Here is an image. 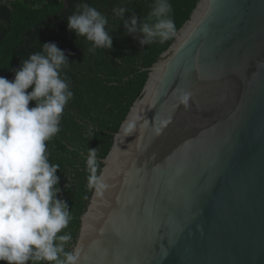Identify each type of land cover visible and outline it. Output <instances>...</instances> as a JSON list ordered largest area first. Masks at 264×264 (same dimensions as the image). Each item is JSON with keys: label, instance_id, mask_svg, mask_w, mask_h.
I'll list each match as a JSON object with an SVG mask.
<instances>
[{"label": "water", "instance_id": "obj_1", "mask_svg": "<svg viewBox=\"0 0 264 264\" xmlns=\"http://www.w3.org/2000/svg\"><path fill=\"white\" fill-rule=\"evenodd\" d=\"M143 71L80 264H264V0H199Z\"/></svg>", "mask_w": 264, "mask_h": 264}, {"label": "trees", "instance_id": "obj_2", "mask_svg": "<svg viewBox=\"0 0 264 264\" xmlns=\"http://www.w3.org/2000/svg\"><path fill=\"white\" fill-rule=\"evenodd\" d=\"M199 0H168L170 17L177 31L189 19ZM155 0H0V77L12 81L22 62L40 52L45 43H54L68 59L62 69L70 82L73 98L61 118V131L47 141L51 163L58 164L57 198L64 200L71 220L65 232L72 240V250L80 228V218L89 202L94 184L88 177L100 174L113 135L118 131L133 103L140 97L148 77L143 70L151 67L172 44L155 40L142 45L137 31L127 33L125 22L133 16L138 26L148 19ZM88 3L108 20L106 30L112 39L111 49L96 48L85 37H77L67 27V18L76 5ZM125 8L123 18L113 13ZM148 22H152L149 20ZM32 88L27 89L30 92ZM35 101L29 102V108ZM88 149H96L94 173L86 168ZM63 234V233H59ZM58 234V235H59ZM0 264H7L0 261ZM28 264H32L31 261ZM47 264V262H41Z\"/></svg>", "mask_w": 264, "mask_h": 264}, {"label": "clouds", "instance_id": "obj_3", "mask_svg": "<svg viewBox=\"0 0 264 264\" xmlns=\"http://www.w3.org/2000/svg\"><path fill=\"white\" fill-rule=\"evenodd\" d=\"M171 10L168 0H155L144 23L138 26L133 16L124 26L128 34L142 35V45L166 42L176 34ZM125 11L113 9L121 19ZM107 24L88 3L77 4L67 18L68 29L91 42L90 51L112 48ZM67 63L56 44L45 43L22 62L12 81L0 77V261L7 264H80V249L65 247L72 240L64 231L71 214L67 203L57 198L59 165L50 162L46 144L61 131L64 109L74 95L62 75ZM30 101L34 107L29 108ZM95 157L96 149H88L85 164L93 173ZM96 181L95 175L88 177L89 186Z\"/></svg>", "mask_w": 264, "mask_h": 264}]
</instances>
